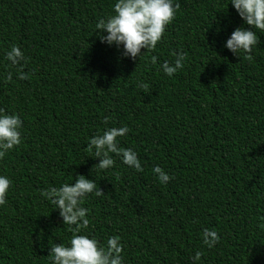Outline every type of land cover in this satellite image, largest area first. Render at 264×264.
Segmentation results:
<instances>
[{"label":"trees","instance_id":"trees-1","mask_svg":"<svg viewBox=\"0 0 264 264\" xmlns=\"http://www.w3.org/2000/svg\"><path fill=\"white\" fill-rule=\"evenodd\" d=\"M173 2L156 47L129 59L95 30L115 0H0V108L22 122L21 143L0 157L10 180L0 264H49L50 244L67 245L73 232L41 192L80 174L102 194L83 201L89 224L77 234L117 237L123 264H264V33L235 55L224 42L243 21L229 0ZM177 53L169 77L161 65ZM121 126L118 146L137 153L140 172L113 153L98 169L86 147ZM204 229L218 237L210 248Z\"/></svg>","mask_w":264,"mask_h":264},{"label":"clouds","instance_id":"clouds-1","mask_svg":"<svg viewBox=\"0 0 264 264\" xmlns=\"http://www.w3.org/2000/svg\"><path fill=\"white\" fill-rule=\"evenodd\" d=\"M243 24L236 27L224 42V47L233 54H250L258 42L257 31L264 33V0H229ZM178 5L173 0H115L112 12L100 17L95 30L101 43L115 46L123 57L139 58L147 51L154 49L161 40L166 26L172 22ZM244 25L250 26L249 28ZM141 49L145 51L141 53ZM7 60L16 65L24 59L22 51L16 45L5 53ZM184 54L177 53L172 64L165 61L161 65L163 73L169 77L182 68ZM19 79H25L23 72L18 73ZM11 80V73L5 76ZM147 89L146 83L138 85ZM108 117H104L105 122ZM21 119L16 113H6L0 108V157L21 143ZM128 132L127 126L111 127L103 130L102 134L89 138L87 149L93 150L95 157H99L96 165L98 169H108L114 164L110 153L120 156L121 162L137 172L142 171L137 153L131 148L118 146V137ZM160 183L167 182L170 177L159 166L151 169ZM10 186L7 176L0 175V204L5 202V196ZM88 194L100 196V189H96L93 179L84 175H77L71 184L65 183L59 187H50L41 192V196L51 201L58 209L63 225H67L73 232L67 245L51 243L48 251L49 264H123L122 244L115 236H109L104 244L88 233H80L87 229L89 220L87 209L82 206ZM218 240L215 231L204 229L202 243L212 247ZM201 253L195 252L193 261L200 259Z\"/></svg>","mask_w":264,"mask_h":264}]
</instances>
